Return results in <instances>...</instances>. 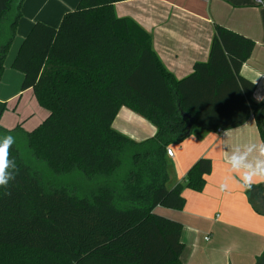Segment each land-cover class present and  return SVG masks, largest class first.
<instances>
[{"label": "trees", "instance_id": "obj_1", "mask_svg": "<svg viewBox=\"0 0 264 264\" xmlns=\"http://www.w3.org/2000/svg\"><path fill=\"white\" fill-rule=\"evenodd\" d=\"M119 1L78 0L56 26L35 21L11 61L22 75L20 91L31 89L47 115L31 130L0 125V136L16 138L11 157L19 169L0 189V264H182L183 225L155 208L181 210L183 189L201 191L211 162L197 159L184 182L171 185L166 148L250 117L264 140V102L253 99L255 84L240 73L252 39L215 24L207 60L176 78L151 34L116 15ZM22 2L0 0V80ZM122 106L154 134L135 141L115 130ZM6 109L0 100V118ZM44 167L51 175L80 174L88 194L45 181ZM247 192L256 210L264 207V183Z\"/></svg>", "mask_w": 264, "mask_h": 264}, {"label": "crops", "instance_id": "obj_2", "mask_svg": "<svg viewBox=\"0 0 264 264\" xmlns=\"http://www.w3.org/2000/svg\"><path fill=\"white\" fill-rule=\"evenodd\" d=\"M78 0H23L21 17L16 26V35L11 46L15 52H8L5 62L13 60L18 46L31 25L42 21L56 26L63 13L75 7ZM117 16L134 19L152 37V46L165 67L176 78L188 75L196 62L206 61L214 25L219 24L240 33L255 42L250 57L244 62L240 73L255 84L252 94L264 96V78L256 83V73H264V2L257 0H125L114 4ZM16 38L19 40L15 43ZM13 70V69H12ZM15 71V70H14ZM8 70L4 63V72ZM17 72V71H16ZM22 77V75H21ZM3 79V76L0 80ZM18 91V90H16ZM3 94L0 100L14 101L22 92L31 89ZM33 95V94H32ZM257 101V100H256ZM264 102V100H261ZM37 126L47 115L38 106ZM16 109L18 101L15 103ZM22 119V120H21ZM26 118L15 115L14 124L0 121L4 128L11 129ZM8 125H7V124ZM112 126L135 141L151 137L155 128L144 118L122 106L115 116ZM262 137L253 117L235 128L225 131L193 132L179 143L168 147L172 156H166L172 169V183L184 182V176L191 165L199 158H208L211 171L205 175V185L201 191L185 187V198L181 210L160 208L155 211L182 225L181 241L184 250L182 264H264V207L259 211L248 198V192L235 180L222 191L219 187L225 177L232 176L225 162L232 146L247 142H260ZM230 249V251H226Z\"/></svg>", "mask_w": 264, "mask_h": 264}, {"label": "clouds", "instance_id": "obj_3", "mask_svg": "<svg viewBox=\"0 0 264 264\" xmlns=\"http://www.w3.org/2000/svg\"><path fill=\"white\" fill-rule=\"evenodd\" d=\"M255 75V83L264 78V73L257 72ZM254 98L257 102L264 100V96L260 94ZM228 133L229 129L225 130L226 136ZM15 143L16 138L12 135L0 136V189L7 190L19 171L16 161L11 157V149ZM225 162L233 175L225 177L219 185L220 189L227 191L230 187L229 181L235 180L242 189L251 191L254 186L264 183V140L232 146L226 154ZM5 195L10 193L5 191Z\"/></svg>", "mask_w": 264, "mask_h": 264}, {"label": "rangeland", "instance_id": "obj_4", "mask_svg": "<svg viewBox=\"0 0 264 264\" xmlns=\"http://www.w3.org/2000/svg\"><path fill=\"white\" fill-rule=\"evenodd\" d=\"M4 36L6 39L7 35H4ZM18 40H19V38H16L15 43ZM16 44H15V46H11L12 51H11V53L9 51V53H10L9 57H11V54L13 52H15L14 49L16 48ZM7 58H8V56H7ZM8 66H9V62L6 61L5 67L8 70V72L3 75V79H2L1 84H0V92L3 94L12 93L16 90H18L16 92H19L20 84L22 81L21 74L19 72H16V71L8 68ZM34 99L35 98L32 95V92H28V93L22 92L21 95L18 94L14 101L12 100L9 102V107L2 114L0 121H2L4 123L8 121L9 122L8 124H10V125L14 124L13 120L15 119V115L19 114V118H21V116H22V118H26V120L24 121L23 124L26 125L28 128H33L37 124V122L39 121V114H38V111L36 109V104L34 103ZM17 101H18V106L15 109L14 106H16L15 103ZM46 173L49 174V176H47ZM73 174L74 173H71V174L66 175V176L51 175L49 173V171L45 168V171H43V179L45 181H48V180H52L51 178H54V180H56L58 182H50L49 181V183H53L54 185H61L59 183L61 181L68 182L70 184V188H75L77 190L76 191L77 194L83 195V194L89 192L87 190L90 189V185H85L82 183V181L80 179H78L79 176H81L80 174L77 175L76 177ZM160 208H162V207H160Z\"/></svg>", "mask_w": 264, "mask_h": 264}, {"label": "built area", "instance_id": "obj_5", "mask_svg": "<svg viewBox=\"0 0 264 264\" xmlns=\"http://www.w3.org/2000/svg\"><path fill=\"white\" fill-rule=\"evenodd\" d=\"M257 2L262 3V2H260V0H257ZM166 154L168 156H172V154H173L172 150L169 147L166 148Z\"/></svg>", "mask_w": 264, "mask_h": 264}, {"label": "water", "instance_id": "obj_6", "mask_svg": "<svg viewBox=\"0 0 264 264\" xmlns=\"http://www.w3.org/2000/svg\"><path fill=\"white\" fill-rule=\"evenodd\" d=\"M263 138H264V135H263Z\"/></svg>", "mask_w": 264, "mask_h": 264}]
</instances>
